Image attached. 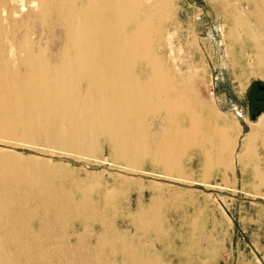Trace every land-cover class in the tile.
<instances>
[{"label": "bare ground", "instance_id": "6f19581e", "mask_svg": "<svg viewBox=\"0 0 264 264\" xmlns=\"http://www.w3.org/2000/svg\"><path fill=\"white\" fill-rule=\"evenodd\" d=\"M34 6L43 19L39 27L61 35L56 56L46 57L40 40L33 42V25L19 33L24 20L33 21ZM3 7L0 35L9 41L3 47L0 37V140L41 138L65 151L94 152L103 139L130 172L148 158L153 167L180 173L192 152L201 154L205 170L229 167L240 126L219 122L158 54L168 0L151 6L148 0H6ZM250 13L232 11L230 33L239 30L252 42L264 68V46L247 21ZM263 137L261 117L243 138L244 151ZM25 159L0 152V264H109L102 255L115 244L110 224L99 226L93 244L82 238L86 224L103 222L104 213L88 196L72 200L46 187L12 183L36 171L19 165ZM118 192L106 191L102 200L114 201ZM155 206L138 214L143 230L156 227L150 223L158 219ZM124 255L130 264H160L132 251Z\"/></svg>", "mask_w": 264, "mask_h": 264}, {"label": "rangeland", "instance_id": "374dc122", "mask_svg": "<svg viewBox=\"0 0 264 264\" xmlns=\"http://www.w3.org/2000/svg\"><path fill=\"white\" fill-rule=\"evenodd\" d=\"M4 2L0 0L1 18ZM154 2L148 0L150 6ZM168 5L171 11L158 54L211 107L219 122L240 126L239 135H233L229 167L205 170L201 154L192 152V161L184 162L180 173L153 167L148 158L130 172L126 163L115 160L103 139L94 152H71L41 138L14 137L0 140V152L27 158L19 165L36 169L27 177L13 178L12 183L24 182L38 191L46 187L72 200L88 196L95 203L106 220H90L82 238L93 244L99 226L110 224L114 233L109 237L115 244L102 255L109 264H130L126 251L160 264H264V181L260 180L264 178V137L256 139L247 152L242 143L264 117V109L254 110L260 105L252 104L261 95L264 68L252 42L239 30L230 33L229 21L234 10L251 12L253 17L247 16V21L252 20L255 38L264 46V0H168ZM34 8L33 21L24 20L19 33L33 25V42L40 40L46 57L56 56L61 35L57 29H41L42 15ZM27 11L28 6L20 15ZM0 37L4 47L9 38ZM112 189L120 193L114 201L102 200L104 192ZM154 205L158 219L147 220L156 227L143 230L137 216ZM73 225L79 228L81 223ZM66 233L72 236L70 228Z\"/></svg>", "mask_w": 264, "mask_h": 264}, {"label": "flooded vegetation", "instance_id": "af4514ba", "mask_svg": "<svg viewBox=\"0 0 264 264\" xmlns=\"http://www.w3.org/2000/svg\"><path fill=\"white\" fill-rule=\"evenodd\" d=\"M259 91L261 92V95H260V97L259 98H256L255 99V101H254V103H252V104H254V106L255 105H260L258 108H254V110L255 109H264V86H261V87H259Z\"/></svg>", "mask_w": 264, "mask_h": 264}]
</instances>
